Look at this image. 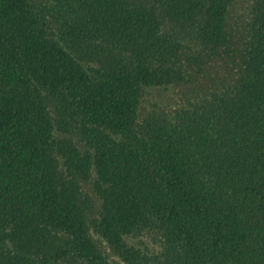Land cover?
Segmentation results:
<instances>
[{
	"label": "trees",
	"instance_id": "16d2710c",
	"mask_svg": "<svg viewBox=\"0 0 264 264\" xmlns=\"http://www.w3.org/2000/svg\"><path fill=\"white\" fill-rule=\"evenodd\" d=\"M234 1L0 0V264H113L91 231L125 264H264V0L229 49Z\"/></svg>",
	"mask_w": 264,
	"mask_h": 264
},
{
	"label": "rangeland",
	"instance_id": "374dc122",
	"mask_svg": "<svg viewBox=\"0 0 264 264\" xmlns=\"http://www.w3.org/2000/svg\"><path fill=\"white\" fill-rule=\"evenodd\" d=\"M253 0H235L226 14L225 28L230 44L229 49L240 45L244 36ZM216 59L204 66L200 71L190 69L186 80L169 86L147 88L141 99L139 117L141 120L151 116H169L175 109L187 100L204 94L219 80L226 78L232 72L233 61L228 51L222 50ZM83 191L93 203L91 217H95L98 210V200L94 196L88 181L81 183ZM91 236L99 251L113 264H125L109 246L93 231ZM141 241L154 246L151 237H143Z\"/></svg>",
	"mask_w": 264,
	"mask_h": 264
}]
</instances>
